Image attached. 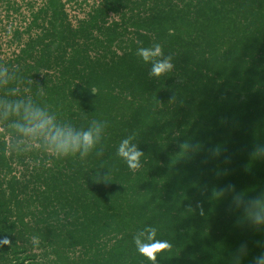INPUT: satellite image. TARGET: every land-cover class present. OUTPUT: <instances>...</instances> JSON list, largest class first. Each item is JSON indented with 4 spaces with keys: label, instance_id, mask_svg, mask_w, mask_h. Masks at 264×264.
I'll list each match as a JSON object with an SVG mask.
<instances>
[{
    "label": "trees",
    "instance_id": "1",
    "mask_svg": "<svg viewBox=\"0 0 264 264\" xmlns=\"http://www.w3.org/2000/svg\"><path fill=\"white\" fill-rule=\"evenodd\" d=\"M110 12L121 22L108 24ZM39 20L48 28L17 60L32 61L16 68L21 94L77 127L107 121L104 154L0 153V241L11 242L0 264H151L133 240L146 225L173 243L158 264H232L242 243L241 264H253L264 230L238 225L231 197L217 200L213 189L264 191V158L250 155L264 144V0H105L75 30L61 0H48ZM154 43L175 64L159 78L136 54ZM131 134L145 153L135 172L116 154ZM185 141L202 151L183 158ZM217 145L221 156L209 157ZM27 156L17 174L13 160Z\"/></svg>",
    "mask_w": 264,
    "mask_h": 264
},
{
    "label": "clouds",
    "instance_id": "2",
    "mask_svg": "<svg viewBox=\"0 0 264 264\" xmlns=\"http://www.w3.org/2000/svg\"><path fill=\"white\" fill-rule=\"evenodd\" d=\"M136 54L145 64H150L149 77L159 78L174 70L173 55L165 54L160 43L139 47ZM24 83L18 69H10L6 64L0 63V89L6 90L5 94L0 95V140L3 143L0 153L3 156L8 157L12 153L19 156L32 151L57 159L78 157L80 161L86 160L93 152L97 157L103 156L107 121L93 119L87 127H77L71 121L60 118L56 111L42 106L32 95H22L20 85ZM37 95H44L43 87ZM175 99L174 96L171 101L174 102ZM180 148V152L184 153L183 158L195 156L202 151L199 141H185ZM116 154L133 172L143 166L142 157L145 153L136 142L135 134L128 135L120 141ZM208 154L211 158H219L222 149L217 145L209 148ZM250 155L254 159L264 158V144L255 145ZM229 160V157H225L226 162ZM204 162L207 163V159ZM108 175L101 178L98 173V179L106 181ZM228 196L231 197L229 211L241 213L237 220L238 225H247L256 231L264 230V191L249 196L244 191H237L233 184L213 189V197L217 200ZM198 207L200 214L203 215L202 206ZM188 211H193L191 206ZM157 233V227L146 225L133 238L137 252L151 261V264H158V254L171 251L173 248L171 241L158 239ZM31 239L33 245H39V236L33 235ZM5 245L11 247L10 240L0 241V247ZM257 246L264 245L258 241ZM247 254V244L242 243L232 255V264H241ZM253 264H264V252L254 257Z\"/></svg>",
    "mask_w": 264,
    "mask_h": 264
},
{
    "label": "built area",
    "instance_id": "3",
    "mask_svg": "<svg viewBox=\"0 0 264 264\" xmlns=\"http://www.w3.org/2000/svg\"><path fill=\"white\" fill-rule=\"evenodd\" d=\"M67 23L77 29L100 8L105 0H61ZM48 6V0H0V63L16 68L27 44L18 42L16 34L33 31L35 19ZM114 20V21H113ZM108 24L121 22V14L110 12ZM40 29L37 34L41 36ZM43 32V31H42ZM37 37V36H36ZM31 64V60H27ZM11 68V69H12Z\"/></svg>",
    "mask_w": 264,
    "mask_h": 264
},
{
    "label": "rangeland",
    "instance_id": "4",
    "mask_svg": "<svg viewBox=\"0 0 264 264\" xmlns=\"http://www.w3.org/2000/svg\"><path fill=\"white\" fill-rule=\"evenodd\" d=\"M47 25L48 24L46 23V21L39 20L37 22V24L34 25L35 27L32 29L33 31L25 32V33H18V34H16V39H17L18 42H23V43L27 44V43H29V41H31V39H35V38L39 37L38 34H37V32L40 29H42V31H43V32L41 31V35H42L45 32V30L48 28ZM95 53H96V51L95 50H92L91 54H95ZM24 62H25V60L24 61H20L19 65L16 68H18L20 66H22V67L25 66L27 63L26 62L24 63ZM9 67H11V66H9ZM54 71L53 70L52 71L51 70L49 71V69H43L41 71V75H43V74H45L47 72L49 74H52ZM27 159H29V160H27ZM18 162H19L18 159L13 160V163H14L13 166H14V168L16 170L15 172H17V174L19 172H21V173L24 172L25 165H28V164L30 165V162H33V161H32V159L29 156H27L26 157V160H24V163L22 165H21V163H18ZM37 252H39V251H37Z\"/></svg>",
    "mask_w": 264,
    "mask_h": 264
}]
</instances>
